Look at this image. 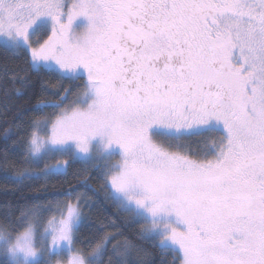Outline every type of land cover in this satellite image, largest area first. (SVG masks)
<instances>
[{"label":"snow or ice","instance_id":"6c2138e0","mask_svg":"<svg viewBox=\"0 0 264 264\" xmlns=\"http://www.w3.org/2000/svg\"><path fill=\"white\" fill-rule=\"evenodd\" d=\"M0 117V264H264V0H0Z\"/></svg>","mask_w":264,"mask_h":264},{"label":"trees","instance_id":"16d2710c","mask_svg":"<svg viewBox=\"0 0 264 264\" xmlns=\"http://www.w3.org/2000/svg\"><path fill=\"white\" fill-rule=\"evenodd\" d=\"M37 38V37H36ZM42 39L41 37H39ZM19 62H12V64H16ZM10 66H12L10 64ZM11 116V112H9V117ZM6 125L4 124L3 117H0V136H2L3 128ZM3 148V140L0 139V149ZM0 161H2V156H0ZM15 169H10L9 172H5L3 170V167L0 166V205L5 203L6 201H12L13 203L20 201L22 198L25 199H32L33 198V189L39 187L40 184L43 183V181L34 182L31 184H25L22 187L17 188L14 184H12L10 181H6V176L11 175L12 172H14ZM7 183V190H5V184ZM51 183V182H50ZM92 183L98 187V182L96 180H93ZM51 190V189H50ZM91 195V193H89ZM115 209L111 206L105 205L100 211L97 209V212L95 214L100 215L101 218H103L104 215L110 216L113 219H117L118 217L114 215ZM119 222V220H118ZM136 227V226H134Z\"/></svg>","mask_w":264,"mask_h":264},{"label":"rangeland","instance_id":"374dc122","mask_svg":"<svg viewBox=\"0 0 264 264\" xmlns=\"http://www.w3.org/2000/svg\"><path fill=\"white\" fill-rule=\"evenodd\" d=\"M37 38H39V37H37ZM41 38H42V37H41ZM44 38H46V37H44ZM44 38H42V39H44ZM34 39H36V37H34ZM42 39H41V40H42Z\"/></svg>","mask_w":264,"mask_h":264},{"label":"flooded vegetation","instance_id":"af4514ba","mask_svg":"<svg viewBox=\"0 0 264 264\" xmlns=\"http://www.w3.org/2000/svg\"><path fill=\"white\" fill-rule=\"evenodd\" d=\"M44 38V37H43Z\"/></svg>","mask_w":264,"mask_h":264}]
</instances>
